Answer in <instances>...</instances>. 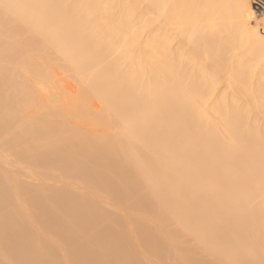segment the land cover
<instances>
[{
  "label": "bare ground",
  "instance_id": "obj_1",
  "mask_svg": "<svg viewBox=\"0 0 264 264\" xmlns=\"http://www.w3.org/2000/svg\"><path fill=\"white\" fill-rule=\"evenodd\" d=\"M0 0V264H264V10Z\"/></svg>",
  "mask_w": 264,
  "mask_h": 264
},
{
  "label": "built area",
  "instance_id": "obj_2",
  "mask_svg": "<svg viewBox=\"0 0 264 264\" xmlns=\"http://www.w3.org/2000/svg\"><path fill=\"white\" fill-rule=\"evenodd\" d=\"M254 7L257 12H261L264 10V0H253Z\"/></svg>",
  "mask_w": 264,
  "mask_h": 264
}]
</instances>
